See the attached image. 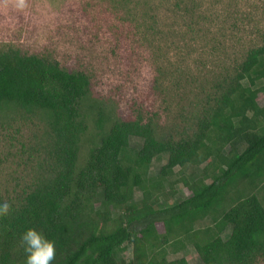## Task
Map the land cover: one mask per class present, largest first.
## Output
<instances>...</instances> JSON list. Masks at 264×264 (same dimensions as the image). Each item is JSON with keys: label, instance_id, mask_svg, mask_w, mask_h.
Wrapping results in <instances>:
<instances>
[{"label": "trees", "instance_id": "trees-1", "mask_svg": "<svg viewBox=\"0 0 264 264\" xmlns=\"http://www.w3.org/2000/svg\"><path fill=\"white\" fill-rule=\"evenodd\" d=\"M133 2L128 8L150 29L162 10L191 34L208 22L205 0ZM89 92L84 72L0 47V168L9 158L22 167L11 174L5 165L0 180V197L10 202L0 211V264H24L19 238L29 228L55 242L52 264H189L168 258L169 247L185 242L201 264L264 261V107L257 101L264 95V33L223 67L175 137L140 114L117 119L80 163L87 113L97 106L87 102ZM97 110L103 130L107 117ZM133 137L142 145L130 155ZM163 156L165 164L150 177L152 161ZM176 168L191 172L172 182ZM176 184L191 196L173 199ZM124 244L132 246L129 261L116 257Z\"/></svg>", "mask_w": 264, "mask_h": 264}, {"label": "rangeland", "instance_id": "rangeland-1", "mask_svg": "<svg viewBox=\"0 0 264 264\" xmlns=\"http://www.w3.org/2000/svg\"><path fill=\"white\" fill-rule=\"evenodd\" d=\"M123 2L26 0L27 7L21 11L15 0H0V47L47 55L67 70L84 72L90 79L87 102L97 106L87 113L80 163L117 119L140 114L150 118L162 135L175 137L213 90V82L223 73V67L264 33V0H205L202 10L208 22L203 32L193 34L183 22L176 21L170 10L158 11L153 28H147L140 14L128 8L133 6V0ZM257 101L264 107L263 94ZM97 109L107 117L103 130L96 124ZM30 129V125L24 129L25 138ZM141 145L142 139L133 137L127 152L131 155ZM8 160L0 168L2 183L3 173L8 172L5 165L11 174L14 169L22 170ZM165 162V156L155 158L149 176L156 177ZM28 169L27 166L25 170ZM190 172L185 169L180 173L176 168L168 179L173 182ZM173 189V199L191 196L181 184ZM263 194L264 189L259 196ZM135 197L139 200L141 194ZM205 226V222L198 224ZM156 228L164 232L161 223ZM175 248H168L169 259L182 256L189 264H201L190 243L176 248L178 252ZM116 257L131 260L132 246L124 244Z\"/></svg>", "mask_w": 264, "mask_h": 264}, {"label": "clouds", "instance_id": "clouds-1", "mask_svg": "<svg viewBox=\"0 0 264 264\" xmlns=\"http://www.w3.org/2000/svg\"><path fill=\"white\" fill-rule=\"evenodd\" d=\"M18 10L27 7L26 0H15ZM10 207L7 197H0V211ZM20 246L25 253L24 264H52L56 256L55 242L46 238L43 233L29 228L20 235Z\"/></svg>", "mask_w": 264, "mask_h": 264}]
</instances>
